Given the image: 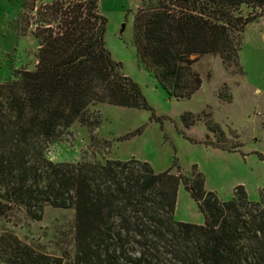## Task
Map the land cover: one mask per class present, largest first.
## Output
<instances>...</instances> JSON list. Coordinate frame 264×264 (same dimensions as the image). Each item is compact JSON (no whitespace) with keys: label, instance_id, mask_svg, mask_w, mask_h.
Returning a JSON list of instances; mask_svg holds the SVG:
<instances>
[{"label":"trees","instance_id":"obj_1","mask_svg":"<svg viewBox=\"0 0 264 264\" xmlns=\"http://www.w3.org/2000/svg\"><path fill=\"white\" fill-rule=\"evenodd\" d=\"M96 2L50 0L39 7L34 68L0 83V216L39 221L46 207L71 209L73 255L51 257L3 233L0 264H264V190L249 201L238 185L230 200L219 201L203 189L195 166L182 176L174 161L154 173L134 159H45L47 146L71 124L95 127V105L150 110L105 49ZM241 6L264 13V0H140L132 18L137 62L168 98H191L201 85L191 65L201 56L240 70V34L253 20L239 16ZM195 120L191 113L179 116L183 128ZM203 124L222 136L209 115ZM178 184L196 204L201 225L173 220Z\"/></svg>","mask_w":264,"mask_h":264},{"label":"rangeland","instance_id":"obj_2","mask_svg":"<svg viewBox=\"0 0 264 264\" xmlns=\"http://www.w3.org/2000/svg\"><path fill=\"white\" fill-rule=\"evenodd\" d=\"M49 2L0 0V83L7 82L14 71L34 68L36 10ZM96 6L105 19V49L120 63L121 74L138 86L150 110L95 105L90 108L97 117L95 127L71 124L47 146L45 159L52 163L134 159L147 163L154 173L171 168L174 161L182 176H189L195 166L203 177V189L219 201L230 200L238 185L249 201H256L264 190V13L239 8V16L253 17L240 34L239 71L225 69L217 56L203 55L191 65L201 80L199 90L187 100L175 101L135 58L132 18L140 0H97ZM182 113L195 117L192 126L183 128ZM205 115L218 126L221 137L205 130ZM137 129L139 134L119 140ZM171 173H176L175 168ZM172 217L175 222H203L181 184ZM3 233L51 257L71 258L74 252L71 209L46 207L39 221L22 213L0 216Z\"/></svg>","mask_w":264,"mask_h":264}]
</instances>
